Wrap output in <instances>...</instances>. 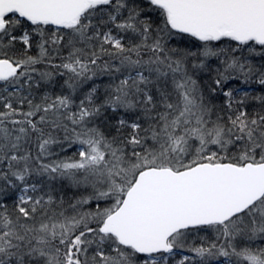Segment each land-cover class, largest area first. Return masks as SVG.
I'll return each instance as SVG.
<instances>
[{
    "label": "snow or ice",
    "instance_id": "1",
    "mask_svg": "<svg viewBox=\"0 0 264 264\" xmlns=\"http://www.w3.org/2000/svg\"><path fill=\"white\" fill-rule=\"evenodd\" d=\"M0 264H264V0H0Z\"/></svg>",
    "mask_w": 264,
    "mask_h": 264
}]
</instances>
